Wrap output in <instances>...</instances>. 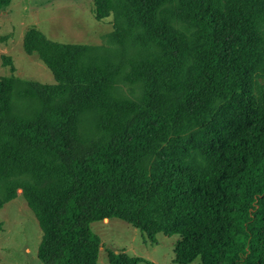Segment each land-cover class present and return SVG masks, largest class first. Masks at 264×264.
I'll return each mask as SVG.
<instances>
[{
	"label": "trees",
	"instance_id": "16d2710c",
	"mask_svg": "<svg viewBox=\"0 0 264 264\" xmlns=\"http://www.w3.org/2000/svg\"><path fill=\"white\" fill-rule=\"evenodd\" d=\"M91 1L135 52L116 63L25 33L55 83L21 90L38 104L20 114L14 79H0V210L22 192L43 264H98L92 227L113 219L152 244L179 236L175 264H264V0ZM121 77L140 98L115 95ZM143 262L108 253V264Z\"/></svg>",
	"mask_w": 264,
	"mask_h": 264
},
{
	"label": "rangeland",
	"instance_id": "374dc122",
	"mask_svg": "<svg viewBox=\"0 0 264 264\" xmlns=\"http://www.w3.org/2000/svg\"><path fill=\"white\" fill-rule=\"evenodd\" d=\"M32 27L54 42L90 46L97 54L116 63L135 52L133 47L124 49L112 40L113 16L96 20L91 0H14L0 15V79H14L12 99L20 114L30 113L38 104L35 100L20 98L21 90L30 83H55L53 74L39 57L24 51V36ZM183 30L190 36L189 30ZM257 82L264 86V79ZM142 92L141 86L131 85L123 77L117 81L114 91L117 96L134 100L140 98ZM96 121L93 112L83 114L81 132L84 136L95 134ZM92 228L102 240L98 264H108L110 251L140 257L144 259L141 264H175L174 248L179 236L160 234L158 243L152 244L145 234L118 219L96 223ZM41 239L39 223L19 191L18 197L0 210V264H43L37 257ZM200 263L198 259L192 264Z\"/></svg>",
	"mask_w": 264,
	"mask_h": 264
}]
</instances>
